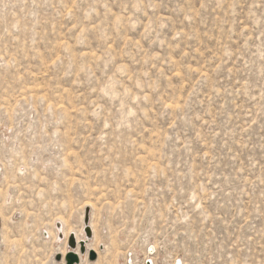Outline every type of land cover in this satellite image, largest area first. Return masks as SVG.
Instances as JSON below:
<instances>
[{"label": "rangeland", "instance_id": "rangeland-1", "mask_svg": "<svg viewBox=\"0 0 264 264\" xmlns=\"http://www.w3.org/2000/svg\"><path fill=\"white\" fill-rule=\"evenodd\" d=\"M87 209L80 264H264V0H0V263Z\"/></svg>", "mask_w": 264, "mask_h": 264}, {"label": "water", "instance_id": "water-1", "mask_svg": "<svg viewBox=\"0 0 264 264\" xmlns=\"http://www.w3.org/2000/svg\"><path fill=\"white\" fill-rule=\"evenodd\" d=\"M90 213H91V210L87 209L86 213H85V218H84V223H85V229L84 230H85L87 241H88V239H91L93 237L92 229L90 226ZM87 241H82L78 245L74 235H71L69 237V246L73 249V251L69 252L66 256L67 264H80V257H79V255H77V252H74L77 250L78 246L80 249V253L82 255H85L86 253L89 254L90 261L94 262L97 260L98 255L95 251H93V250L87 251V247H86Z\"/></svg>", "mask_w": 264, "mask_h": 264}, {"label": "bare ground", "instance_id": "bare-ground-1", "mask_svg": "<svg viewBox=\"0 0 264 264\" xmlns=\"http://www.w3.org/2000/svg\"><path fill=\"white\" fill-rule=\"evenodd\" d=\"M0 216H1V214H0ZM90 226L92 227V229H93V226L90 224ZM93 231H94V229H93ZM69 235H73V232H70L69 233ZM76 241H77V243H78V245H79V243L80 242H82V238H79L77 235H76ZM66 239H68V236H66ZM87 241V240H86ZM99 241V240H98ZM89 241H87L86 243H88ZM65 243H67V241L65 242ZM97 245H98V243H97ZM91 250H93V251H95L97 254H98V250L97 249H95L94 247H90L89 246V244H87V251H91ZM77 255H79V257H80V260L85 256V255H82L80 252H79V246L77 247ZM62 253V252H61ZM68 253V251H67V246H66V249L63 251V253H62V256L63 257H65V255ZM99 255V254H98ZM145 264H153V263H151V262H146Z\"/></svg>", "mask_w": 264, "mask_h": 264}, {"label": "flooded vegetation", "instance_id": "flooded-vegetation-1", "mask_svg": "<svg viewBox=\"0 0 264 264\" xmlns=\"http://www.w3.org/2000/svg\"><path fill=\"white\" fill-rule=\"evenodd\" d=\"M1 229H2V221H1V216H0V243H1V238H2V236H1ZM0 262H1V255H0Z\"/></svg>", "mask_w": 264, "mask_h": 264}]
</instances>
